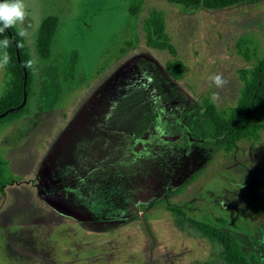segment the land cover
<instances>
[{"label": "rangeland", "instance_id": "374dc122", "mask_svg": "<svg viewBox=\"0 0 264 264\" xmlns=\"http://www.w3.org/2000/svg\"><path fill=\"white\" fill-rule=\"evenodd\" d=\"M24 2L16 29L33 84L26 111L0 125V264H231L194 222L223 230L264 264V128L226 151L205 114L210 104L236 106L241 70L264 56V0L224 9ZM153 12L184 65L178 80L167 71L174 58L146 44ZM50 15L60 23L44 60L36 40ZM216 74L224 87L212 84ZM9 78L0 68V98ZM87 135L92 144L79 143Z\"/></svg>", "mask_w": 264, "mask_h": 264}, {"label": "trees", "instance_id": "16d2710c", "mask_svg": "<svg viewBox=\"0 0 264 264\" xmlns=\"http://www.w3.org/2000/svg\"><path fill=\"white\" fill-rule=\"evenodd\" d=\"M143 3L144 0H137ZM185 7L203 6L207 9H224L227 7L253 3L259 0H167ZM140 6L132 8L136 14ZM59 17L50 15L42 21L37 35L36 46L42 59L48 60L52 55V46L59 27ZM16 27L0 33V39H7L9 47L6 50L11 57L7 65L9 81L7 89L0 98V125L19 117L26 111L32 92V67H26L30 59L29 50L24 37L18 35ZM146 44L148 47L167 51L174 59L167 63V71L175 80L183 75L184 65L178 59L175 47L171 44L166 31V24L159 12H153L145 22ZM243 82L240 98L236 106L219 111L210 104L205 110L215 143L231 150L241 140L259 139L264 128V56L250 70H241ZM25 97L26 101H25ZM25 101V102H24ZM6 162L0 158V188L5 186L4 167ZM195 226L212 237L222 247L224 258L231 264H253L243 254L238 243L226 232L214 226L194 222Z\"/></svg>", "mask_w": 264, "mask_h": 264}, {"label": "clouds", "instance_id": "9594fccd", "mask_svg": "<svg viewBox=\"0 0 264 264\" xmlns=\"http://www.w3.org/2000/svg\"><path fill=\"white\" fill-rule=\"evenodd\" d=\"M26 15L27 10L24 0H0V33L6 29L22 25ZM18 35L23 37L25 32L21 30ZM8 47L9 41L6 38L0 39V68H4L10 63L11 57L6 51ZM33 63L34 61L29 59L25 66L31 68ZM209 79L216 88H222L228 83L227 79L220 74L213 75ZM216 99L217 96L213 93L211 100L215 102Z\"/></svg>", "mask_w": 264, "mask_h": 264}, {"label": "flooded vegetation", "instance_id": "af4514ba", "mask_svg": "<svg viewBox=\"0 0 264 264\" xmlns=\"http://www.w3.org/2000/svg\"><path fill=\"white\" fill-rule=\"evenodd\" d=\"M172 77V76H171ZM173 78V77H172ZM174 79V78H173ZM208 133H210V136H211V129L210 128H208ZM88 133V132H87ZM104 136H107V137H109V138H111L112 139V147H114L115 149H116V147L118 146L119 147V145L121 144L118 140H117V138L116 137H114L113 135H110V134H104V133H102ZM146 138H144V140H143V144L141 143V141H139L138 142V144L140 145V147H144L145 145H146V140H145ZM202 140L204 141V140H206V137H202ZM96 141H97V139H96ZM213 142L215 143V141H214V139H213ZM79 143H84V144H92L91 143V141L89 140V136L87 135V136H85V137H83L82 138V140H80L79 141ZM125 143V142H124ZM90 146V145H89Z\"/></svg>", "mask_w": 264, "mask_h": 264}, {"label": "water", "instance_id": "95a60500", "mask_svg": "<svg viewBox=\"0 0 264 264\" xmlns=\"http://www.w3.org/2000/svg\"><path fill=\"white\" fill-rule=\"evenodd\" d=\"M26 98H27V97H25V101H26ZM25 101H24V102H25Z\"/></svg>", "mask_w": 264, "mask_h": 264}, {"label": "crops", "instance_id": "0c3cea01", "mask_svg": "<svg viewBox=\"0 0 264 264\" xmlns=\"http://www.w3.org/2000/svg\"><path fill=\"white\" fill-rule=\"evenodd\" d=\"M83 217V216H82Z\"/></svg>", "mask_w": 264, "mask_h": 264}]
</instances>
